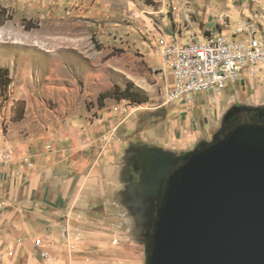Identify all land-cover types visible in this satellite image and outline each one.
<instances>
[{"label":"rangeland","instance_id":"1","mask_svg":"<svg viewBox=\"0 0 264 264\" xmlns=\"http://www.w3.org/2000/svg\"><path fill=\"white\" fill-rule=\"evenodd\" d=\"M241 3L0 0V130L8 133L12 117L22 132L59 126L54 122L62 120L61 104L46 94L53 83L49 78L52 72L65 83L72 79L78 82L80 94H85L73 108L80 115L85 113L91 123L105 126L111 139H124L127 131L123 126L130 125L132 133L125 140L132 139L133 146L141 142L181 154L201 141L186 145L183 134L173 142V131L180 134L182 127L199 131L202 145L198 147L203 148L221 139L237 123L264 124L263 115H237L220 135L221 116L217 101L210 102V92L198 93L187 106L181 100L164 104L163 99L171 77L162 64L154 36L160 32L182 42L203 39L219 29L223 31L226 26L222 24H231L228 11L238 10ZM97 88L100 91H94ZM126 95L145 97L146 102H131ZM220 95L221 109L232 98L233 104H247L241 80L228 82ZM171 111L176 125L171 122ZM110 112L114 114L106 115ZM67 119L64 117V124ZM132 214L139 217L132 222L136 226L133 240L148 254L154 212L139 210ZM146 234L150 236L148 241Z\"/></svg>","mask_w":264,"mask_h":264},{"label":"crops","instance_id":"2","mask_svg":"<svg viewBox=\"0 0 264 264\" xmlns=\"http://www.w3.org/2000/svg\"><path fill=\"white\" fill-rule=\"evenodd\" d=\"M228 15L231 24H222L225 29L215 34L239 39L251 30L264 39V0H242ZM49 78L53 83L46 94L61 104L62 120L54 122L59 126L22 132L10 112L8 133L0 130V154L10 151L7 164L0 160V264H145L147 252L133 240L139 163L132 151L141 145L165 150L141 142L133 146L132 139L125 140L130 125L123 126L124 139H111L105 126L73 108L85 94L75 79L65 83L54 72ZM241 83L247 104H233L232 98L221 109L220 93L215 98L222 125L231 111L264 110V65ZM170 115L176 125L172 111ZM173 132V142L185 134L186 145L197 139L195 147L202 145L199 131L182 127L180 134Z\"/></svg>","mask_w":264,"mask_h":264},{"label":"water","instance_id":"3","mask_svg":"<svg viewBox=\"0 0 264 264\" xmlns=\"http://www.w3.org/2000/svg\"><path fill=\"white\" fill-rule=\"evenodd\" d=\"M132 152L138 211H152L166 182L145 264H264V125L238 124L183 155Z\"/></svg>","mask_w":264,"mask_h":264},{"label":"built area","instance_id":"4","mask_svg":"<svg viewBox=\"0 0 264 264\" xmlns=\"http://www.w3.org/2000/svg\"><path fill=\"white\" fill-rule=\"evenodd\" d=\"M154 38L162 64L171 77L163 95L164 104L181 100L187 106L197 93L207 92L215 103L228 82L255 76L264 65V39L251 30L239 39L208 34L203 39L182 42L160 32ZM0 160L9 162L8 149L0 154ZM36 245L41 246V241L37 240Z\"/></svg>","mask_w":264,"mask_h":264},{"label":"flooded vegetation","instance_id":"5","mask_svg":"<svg viewBox=\"0 0 264 264\" xmlns=\"http://www.w3.org/2000/svg\"><path fill=\"white\" fill-rule=\"evenodd\" d=\"M242 114H245V115H249L251 117L253 116H257V117H261L262 115L264 116V111L263 110H260V111H248V110H243V109H238V110H235V111H231L224 119L223 121V125L220 129V131L218 132V134H222L226 127L228 126V124L231 123V121L233 122L234 121V118L237 116V115H242ZM242 123H252V124H259V125H264L262 123H253V122H250V121H245V122H240V123H237L236 125L238 124H242ZM235 125V126H236ZM234 126V127H235ZM165 187H166V182L165 180H162L161 181V184H160V188H159V195H158V200H157V203L156 205L153 207L152 209V212H154V218L151 220V223H152V227H153V224L156 220V211L158 209V207L160 206V202L162 200V196H163V193H164V190H165ZM146 238L149 240L150 236L149 234H146Z\"/></svg>","mask_w":264,"mask_h":264},{"label":"trees","instance_id":"6","mask_svg":"<svg viewBox=\"0 0 264 264\" xmlns=\"http://www.w3.org/2000/svg\"><path fill=\"white\" fill-rule=\"evenodd\" d=\"M126 98L129 99L131 102H140L142 99L146 101V98L143 97L141 99H134L133 97H131L130 95H126ZM149 247H151V242L149 244ZM150 250V249H149Z\"/></svg>","mask_w":264,"mask_h":264}]
</instances>
